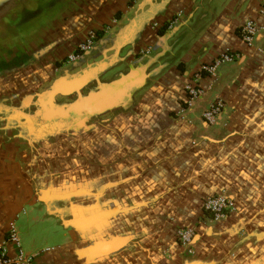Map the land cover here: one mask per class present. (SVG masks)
Listing matches in <instances>:
<instances>
[{"label": "crops", "instance_id": "0c3cea01", "mask_svg": "<svg viewBox=\"0 0 264 264\" xmlns=\"http://www.w3.org/2000/svg\"><path fill=\"white\" fill-rule=\"evenodd\" d=\"M263 5L81 0L63 29H105L84 87L98 90L88 112L114 120L77 159L0 163V241L18 225L34 264H264ZM249 20L260 28L251 47L241 38ZM226 51L242 58L200 80L207 91L183 120L187 84ZM217 99L224 112L208 126L202 113ZM222 192L238 210L214 224L202 202ZM186 226L194 254L174 238Z\"/></svg>", "mask_w": 264, "mask_h": 264}, {"label": "flooded vegetation", "instance_id": "af4514ba", "mask_svg": "<svg viewBox=\"0 0 264 264\" xmlns=\"http://www.w3.org/2000/svg\"><path fill=\"white\" fill-rule=\"evenodd\" d=\"M80 1L69 0L61 9L64 2L54 0L51 4L55 10L31 41L26 40L29 36L0 50V163L19 159L35 170L40 161L52 155L60 160L77 159V148L94 138L98 125L114 120L99 119L102 115L88 112V100L98 90L92 93L84 87L91 77L87 54L102 39L105 29L64 30L66 26L71 29L66 23ZM138 1L129 0V5ZM90 32L96 33L91 50L67 63L70 51H75Z\"/></svg>", "mask_w": 264, "mask_h": 264}, {"label": "built area", "instance_id": "2783aa9c", "mask_svg": "<svg viewBox=\"0 0 264 264\" xmlns=\"http://www.w3.org/2000/svg\"><path fill=\"white\" fill-rule=\"evenodd\" d=\"M261 14L264 17V5L261 9ZM259 30L260 28L254 21L249 20L244 23L241 27V38L243 42L249 47L253 46ZM95 39L96 33L90 32L87 38L79 44L77 49L69 55L67 63H73L79 59L82 53L89 52L94 45ZM147 52H150V48ZM241 58L242 55L239 52L226 51L211 63L202 66L197 74H195L194 79L186 86L187 97L178 116L190 122L187 118V113L194 106L195 102L207 91V89L201 86L200 80L206 75L212 77L214 80L217 79L219 70L223 66L235 63ZM224 107V102L217 99L202 113L203 121L208 126L217 124L220 116L224 112ZM202 210L206 219L214 224H221L237 212L238 204L233 196L222 192L221 194H216L205 199L202 202ZM195 237L196 231L191 226L177 229L174 235L179 246L190 254L195 253ZM11 245L14 246V251L10 248ZM34 259V255H29L24 252L17 227L14 223L10 224L8 238L0 241V264H34Z\"/></svg>", "mask_w": 264, "mask_h": 264}, {"label": "water", "instance_id": "95a60500", "mask_svg": "<svg viewBox=\"0 0 264 264\" xmlns=\"http://www.w3.org/2000/svg\"><path fill=\"white\" fill-rule=\"evenodd\" d=\"M53 1L0 0V50L14 46L39 30L41 23L55 10Z\"/></svg>", "mask_w": 264, "mask_h": 264}, {"label": "rangeland", "instance_id": "374dc122", "mask_svg": "<svg viewBox=\"0 0 264 264\" xmlns=\"http://www.w3.org/2000/svg\"><path fill=\"white\" fill-rule=\"evenodd\" d=\"M16 227H17V229H18V225H16ZM20 238H21V236H20ZM21 242H22V239H21Z\"/></svg>", "mask_w": 264, "mask_h": 264}]
</instances>
